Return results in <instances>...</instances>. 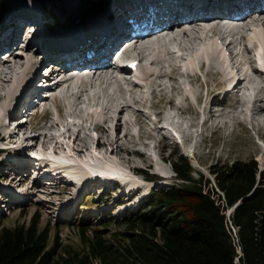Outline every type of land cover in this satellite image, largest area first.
Masks as SVG:
<instances>
[{"label": "bare ground", "instance_id": "1", "mask_svg": "<svg viewBox=\"0 0 264 264\" xmlns=\"http://www.w3.org/2000/svg\"><path fill=\"white\" fill-rule=\"evenodd\" d=\"M82 1L68 0L59 17H52L44 11L39 0L19 1L10 5L9 11L1 17L0 51L8 47L12 49L24 31L31 27L34 28L28 33L37 31V38L36 45H30L23 53H13L7 60L0 61V102L5 98L14 97L15 100L21 96L20 93L35 74L32 63L36 53H42L48 65L49 61L64 65L63 52L80 50L83 44L92 46L96 38H105L100 46L105 44L109 48L104 59L97 61L93 68L84 59L81 60V56L66 61L77 69V74L71 80L60 79L50 85V81L64 74V70L58 74L51 70L43 76L48 84L39 87L34 82L29 95L21 103L25 110L18 115L11 114L9 119L0 116V140L18 136L25 122L14 118L29 112L33 106L32 98L29 99L31 96L39 97L45 105L42 107L47 119L44 113L42 119L46 124L39 128L52 130L57 127L52 117L48 116L50 109L46 105L51 100L61 117L76 116L81 119L82 122L74 123L77 127L74 133L76 138L82 131L88 130L84 123L91 121L94 131L105 134V138L101 136L96 141L97 146L108 147L113 155L122 154L121 158L130 163L134 173L140 172L142 163L155 166L154 157L143 148L151 150L157 135H161L158 141L162 146L168 140L175 141L177 135L184 146L192 144L195 147V136L199 133L202 135L203 126L207 128L208 123H211L210 127L219 126V122L212 125L216 118H220V121L225 119L224 127H233L236 120L246 126L251 123L264 138V71L256 67L258 62L264 65V0H242L243 10L236 3L237 0H97L86 2L84 6L81 5ZM258 5L262 8L254 12L253 7ZM147 6L153 8L151 14L166 11L174 19V26L166 29L158 27L155 32H151L155 28L148 29V33L135 34L130 40L124 33L130 29V21L124 18L134 9L145 11ZM91 7H95L92 14H86L84 10ZM196 9L208 14L189 22L180 20L183 13L188 15ZM81 12L83 15L77 17L82 19L78 28L53 33L45 28L50 17V23L55 26L71 21ZM248 31H252L253 35L247 34ZM29 36L30 39L35 37ZM135 57L142 62L137 69V80H133L130 69L122 65ZM144 62H149L150 67H143ZM24 67L31 69L26 74H19ZM143 68L145 74L140 75ZM232 69H235L233 72L236 75H240V79L235 85L222 89L226 82L224 78L230 75ZM15 82L16 87L11 94ZM43 90L58 92L42 98ZM117 92L121 95H116ZM218 95L223 97V103L227 100L234 103L221 105ZM11 121H15V126L6 133V122L10 124ZM111 125L115 137L110 139ZM135 127L142 132L139 138L132 132ZM83 145L86 147L87 144ZM27 163L12 166L17 173L15 178L20 176L19 186L25 180V173L33 169ZM113 164L109 162L108 166L113 169L112 172H116ZM61 166L56 174L59 178L66 172L64 170H68V167ZM42 168L33 169V172H37V178H40L39 170L49 167ZM155 168L159 171L157 166ZM80 179L78 183L83 186L84 181ZM120 179L126 186L130 184L127 177ZM68 181H72V178ZM117 181L110 179L112 185ZM14 197L12 195L10 199Z\"/></svg>", "mask_w": 264, "mask_h": 264}, {"label": "rangeland", "instance_id": "2", "mask_svg": "<svg viewBox=\"0 0 264 264\" xmlns=\"http://www.w3.org/2000/svg\"><path fill=\"white\" fill-rule=\"evenodd\" d=\"M19 1L28 2L29 0H0V19L4 12L9 11L10 5ZM39 1L43 5L44 11L52 17H59L68 0ZM93 1L97 0H83L81 5L84 6L86 2ZM95 7L84 11L86 14L88 12L92 14ZM80 15H83L82 12L76 14L71 21H64L55 26L50 23V17L47 20L49 24L45 28L51 33L58 30L67 32L74 27L78 28L79 25H76V23L82 20L77 18ZM19 45L17 44L12 48V54L24 52L25 49ZM31 46H34V43ZM2 52L5 51L2 50ZM257 65H261L260 62ZM29 69L30 67H24L19 71V74H23V72L26 74ZM133 73H135V76L138 75L137 72L133 71ZM144 74L145 69L143 68L140 75ZM24 77L25 75L22 80ZM132 78L137 80L134 76ZM34 82L32 78L20 93L21 96L15 99L16 101L14 97H10L0 102V116H6L9 119L8 117L11 114L16 113L18 115L25 110L21 103L29 95ZM15 87L16 82L14 88L11 89V94ZM55 92L44 90L41 95L42 98H46L49 95L54 96L58 91ZM115 94L121 95L119 92ZM31 98L33 106L29 112L18 118L16 115L14 118L17 120L22 119L25 122L18 136L11 138L12 140L0 141V149L3 150L0 156V225L13 227L18 224H27L33 218H37L40 226L49 229L51 237L57 236L59 243L63 246L76 247L80 244L83 236L90 237L95 233L105 239H111L113 235L124 232L127 229V218L146 207L145 202L151 191L150 189H162L176 181L177 175L172 169V163L178 156L188 160L195 179H199L201 174L204 180H210L212 184H215L214 173L235 161L254 160L260 169H264V138L256 131V127L251 123L246 126L237 120L233 127H224L222 124L225 119L220 121V118H216L212 125L219 122V126L217 128L215 125L210 127L211 123H208L207 128L203 126L202 135L199 133L195 136L194 141L197 145L195 147L192 144L184 146L177 138H175V141L168 140V143L162 146L158 141L161 139V135H157V140L153 143L154 147L151 150L146 147L142 148L154 157L155 166L159 168V171L153 164L142 163L140 172L134 173L130 163L121 158L122 154L120 156L113 155L108 147L97 146L96 141L101 136L105 138V134L100 135L99 132L94 131L91 121L84 123L88 130L82 131L76 138L74 133L77 127L74 126V123L82 122L81 119L75 118L76 116L71 118L68 116L61 117L51 100L47 102L48 104L46 103V106L50 109L48 116L52 117L57 127L52 130L39 128L46 124L45 120L42 119L43 113L45 119H47L46 112L43 109L45 105L40 102L39 97L31 96L29 99ZM218 101L221 105L234 103L232 100L223 103V97L219 95ZM56 118L60 121H57ZM195 120L200 121L197 118ZM6 123L9 125H7L9 130L5 131L7 133L13 129L15 121H11L10 124ZM113 128L111 125L109 129L110 139L115 137ZM5 132L4 134H6ZM132 132L137 138L142 135L141 130L136 127L133 128ZM85 143L87 144L86 147L83 145ZM190 155L196 158H192ZM109 162L114 163L113 166L116 167V172L111 171L113 169L108 166ZM22 163L30 164L33 169H41L45 166L49 168L39 170L40 178H37V172H33V169L26 172L24 175L25 180L19 186L20 176L15 178L17 173L12 166ZM54 163L68 167V170H64L66 172L60 178L56 175L57 170L53 167L55 166ZM27 164L23 165L26 166ZM211 166L212 169H210ZM147 167L151 168L147 169ZM148 175H157L162 181L144 183V178ZM124 177H127L130 182L127 185L128 187H122L119 181L114 185L110 183V179L119 180ZM70 178H72V181H68ZM78 179L84 181L83 186L79 185ZM35 181H41L42 183L34 184ZM50 182L54 183L50 184ZM139 184H141L140 187L143 190L134 191V187L137 188ZM21 193H23L22 196ZM12 195L16 197L11 200ZM232 211L231 209L228 215ZM116 238H121V236Z\"/></svg>", "mask_w": 264, "mask_h": 264}, {"label": "trees", "instance_id": "3", "mask_svg": "<svg viewBox=\"0 0 264 264\" xmlns=\"http://www.w3.org/2000/svg\"><path fill=\"white\" fill-rule=\"evenodd\" d=\"M172 169L176 181L153 189L111 239L95 233L63 246L37 218L0 225V264H264V169L235 161L215 184L195 179L182 156Z\"/></svg>", "mask_w": 264, "mask_h": 264}, {"label": "water", "instance_id": "4", "mask_svg": "<svg viewBox=\"0 0 264 264\" xmlns=\"http://www.w3.org/2000/svg\"><path fill=\"white\" fill-rule=\"evenodd\" d=\"M233 210V209H232ZM229 215H230V213H229Z\"/></svg>", "mask_w": 264, "mask_h": 264}]
</instances>
